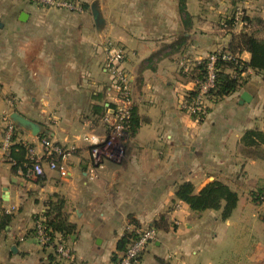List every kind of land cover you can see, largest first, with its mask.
Masks as SVG:
<instances>
[{"label":"crops","instance_id":"0c3cea01","mask_svg":"<svg viewBox=\"0 0 264 264\" xmlns=\"http://www.w3.org/2000/svg\"><path fill=\"white\" fill-rule=\"evenodd\" d=\"M80 2L71 12L0 0V220L11 216L0 230V264H115L126 226H151L160 216L165 227L140 264H264V203L253 200L264 192V72L247 69L238 90L208 98L201 120L182 108L197 86L196 64L226 47L231 33L264 26V0ZM238 6L247 24L223 30L221 19ZM108 42L125 49L139 126L105 148L89 138H104L113 123ZM12 112L42 133L12 122L11 144L39 154L36 141L49 138L71 151L60 168L43 161L41 176L14 168L1 147ZM214 180L238 194L227 219L175 198L183 182L198 191ZM57 196L75 230L54 240L68 243L71 260L35 238L34 216Z\"/></svg>","mask_w":264,"mask_h":264},{"label":"built area","instance_id":"2783aa9c","mask_svg":"<svg viewBox=\"0 0 264 264\" xmlns=\"http://www.w3.org/2000/svg\"><path fill=\"white\" fill-rule=\"evenodd\" d=\"M44 7L63 9L66 11L81 10L80 0H30ZM245 12L241 6L234 9L232 16H224L220 21V27L223 30H229L227 20L231 19L233 27L247 24ZM224 60H231L233 57L224 52L220 56ZM125 49L118 45L108 42L105 45V70L110 77V91L113 102V123L108 135L104 138L90 136L92 144L101 145L107 148L111 145H121V140L129 132L131 111L134 106L131 94V82L128 72L124 67ZM218 59V53L212 52L206 57V74L203 80L197 81L196 93L191 97H186L182 103V108L196 119H203L209 112V92L215 85V62ZM7 102L11 105L10 99ZM7 120L4 137L2 140V150L9 161L10 146L14 131V124L9 120L8 115L4 116ZM42 148L41 153H36L32 146H26L27 157L31 161L30 171L35 176H41L44 173L42 162L45 161L50 169L60 168V161L66 160L71 156V151L54 142L49 138H42L36 141ZM119 145V146H120ZM264 203V196H260ZM44 218L39 216L34 219V232L37 242L43 246H53L55 253L64 260H71L72 252L68 243L63 240H54L44 223ZM126 232L133 233L126 244L124 250L120 251L115 264H140L141 258L147 247L154 243L158 231L150 226H139L129 223L126 226Z\"/></svg>","mask_w":264,"mask_h":264},{"label":"trees","instance_id":"16d2710c","mask_svg":"<svg viewBox=\"0 0 264 264\" xmlns=\"http://www.w3.org/2000/svg\"><path fill=\"white\" fill-rule=\"evenodd\" d=\"M234 11V10H233ZM233 11L227 15L232 16ZM245 19L248 17L245 14ZM229 30L233 28L231 19L227 20ZM248 52L250 57L247 62L239 58L242 52ZM227 52L233 58L231 60H224L220 56ZM218 53V59L215 62V85L209 92V98L218 101L225 96L238 90L244 83L242 74L247 69H252L256 72H264V26L258 29V32H251L249 30L241 29L237 33H231L230 40L226 47L215 51ZM195 78L197 81L203 80L206 74V58L200 60L196 64ZM195 89L187 94L191 98L196 93ZM139 126L138 117L136 116L135 108L133 106L131 111V120L129 131L134 133ZM40 137H43L41 135ZM10 157L16 161L14 168L20 166L25 172L31 167V161L26 157L27 148L22 143L11 144ZM25 163V166L23 164ZM260 196H264V192L260 191L254 194L253 200L261 204ZM175 198L185 202L192 211L204 210H221V219H227L237 206L238 194L231 189L227 184L214 180L204 185L200 190L196 191L194 185L189 182H183L176 187ZM64 201L57 196L55 200L47 203V207L43 213L34 216V219L42 216L44 218V225L50 229V234L54 237L55 233L67 237L75 230V225L68 220L67 215L63 212ZM10 214H5L0 220V230L9 222ZM155 230H160L165 227V218L160 216L151 224ZM133 236L131 232H125L118 241L117 249L124 250L126 244ZM48 264H57L49 262Z\"/></svg>","mask_w":264,"mask_h":264},{"label":"water","instance_id":"95a60500","mask_svg":"<svg viewBox=\"0 0 264 264\" xmlns=\"http://www.w3.org/2000/svg\"><path fill=\"white\" fill-rule=\"evenodd\" d=\"M95 17L97 19H100L99 14L97 12H95ZM240 98H241V102L247 101L248 100L247 93L243 92L241 94ZM9 117H10V120L16 126L23 128L24 130L29 131L32 136H38L42 133V130H41V127L39 126V124H37L31 120H28L27 118L21 116L17 112H12Z\"/></svg>","mask_w":264,"mask_h":264},{"label":"rangeland","instance_id":"374dc122","mask_svg":"<svg viewBox=\"0 0 264 264\" xmlns=\"http://www.w3.org/2000/svg\"><path fill=\"white\" fill-rule=\"evenodd\" d=\"M124 140V139H123ZM123 140H122V142H121V145H122V143H123Z\"/></svg>","mask_w":264,"mask_h":264}]
</instances>
